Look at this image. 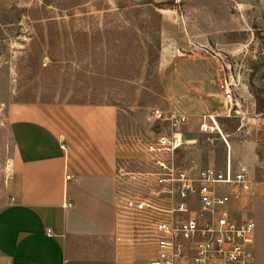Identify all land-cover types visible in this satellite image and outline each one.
Listing matches in <instances>:
<instances>
[{"label": "rangeland", "instance_id": "374dc122", "mask_svg": "<svg viewBox=\"0 0 264 264\" xmlns=\"http://www.w3.org/2000/svg\"><path fill=\"white\" fill-rule=\"evenodd\" d=\"M254 93L264 107V0H0V198L12 104L114 106L129 172L168 132L153 111L182 113L176 165L246 168L245 212L256 227L255 264H264V196L254 191L264 174V113ZM203 117L218 129L201 132Z\"/></svg>", "mask_w": 264, "mask_h": 264}, {"label": "crops", "instance_id": "0c3cea01", "mask_svg": "<svg viewBox=\"0 0 264 264\" xmlns=\"http://www.w3.org/2000/svg\"><path fill=\"white\" fill-rule=\"evenodd\" d=\"M6 121L12 155L0 198V264H146L150 248L116 239V172L128 160L117 109L12 104ZM254 188L264 196V174Z\"/></svg>", "mask_w": 264, "mask_h": 264}, {"label": "built area", "instance_id": "2783aa9c", "mask_svg": "<svg viewBox=\"0 0 264 264\" xmlns=\"http://www.w3.org/2000/svg\"><path fill=\"white\" fill-rule=\"evenodd\" d=\"M224 99L232 103L229 91ZM153 118L167 123L168 132L143 147L135 172L125 164L117 168L116 239L150 248L146 264H254L256 227L245 212L252 187L246 169H200L193 161L177 166L174 154L184 144L181 128L188 117L155 110ZM208 119L214 127L203 117L201 132L217 129ZM59 143L64 149L62 137Z\"/></svg>", "mask_w": 264, "mask_h": 264}, {"label": "trees", "instance_id": "16d2710c", "mask_svg": "<svg viewBox=\"0 0 264 264\" xmlns=\"http://www.w3.org/2000/svg\"><path fill=\"white\" fill-rule=\"evenodd\" d=\"M255 97V101H256V103H257V105H256V108H257V113L258 114H263L264 112H263V110H264V107H259V96L256 94L255 95V93L253 94ZM264 199V198H263Z\"/></svg>", "mask_w": 264, "mask_h": 264}]
</instances>
